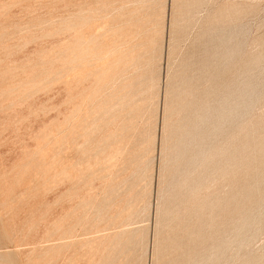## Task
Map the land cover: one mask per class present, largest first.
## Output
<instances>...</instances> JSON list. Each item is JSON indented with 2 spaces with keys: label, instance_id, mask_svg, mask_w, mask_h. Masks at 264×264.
Instances as JSON below:
<instances>
[{
  "label": "rangeland",
  "instance_id": "374dc122",
  "mask_svg": "<svg viewBox=\"0 0 264 264\" xmlns=\"http://www.w3.org/2000/svg\"><path fill=\"white\" fill-rule=\"evenodd\" d=\"M195 1L145 0L137 15V35L130 47L139 59L135 74L129 69L127 75L134 77L133 98L143 111L136 139L154 137L147 170L152 186L138 204L148 201L151 208L140 210L124 226L125 252L119 264H173L170 247L177 233L175 222L167 216L176 209L175 192L188 156V151L178 156L182 129L188 130L186 116L195 95L202 91L197 84L205 83L196 84L195 78L199 64H207L209 57L205 56V48L211 49L205 43L207 34L216 32V41L231 35L228 50L236 51L234 58L224 56L227 61L217 63L223 72L217 74L215 99L225 108L231 102L225 96L226 83L231 90H252L257 97L248 115L235 125V138L239 141L247 129L264 125V59L260 60L264 0ZM231 3L249 10L227 18L222 9ZM133 8L124 0H0V264L100 262L102 248L91 243L95 212L112 215L119 210L109 196L112 180L107 175L119 163L112 169L117 157L109 156L116 150L107 135L118 122L115 111L109 109L119 90L112 88V82L125 58L115 63L118 53L111 46L117 35L126 32L125 15ZM166 13L174 21L171 35L164 31L153 38L156 28L164 27ZM166 39L171 40L170 51ZM160 49L162 56L156 58ZM132 144L125 159L134 155ZM244 178L243 174L234 180L220 178L204 194L216 199L233 193L240 197ZM247 180L251 185L254 182L253 177ZM156 183L162 194L157 201L153 198ZM258 187L264 202V183ZM156 206L159 230L157 255L152 258ZM228 212L219 214L213 223L225 229V238L232 235L231 223L236 221ZM68 229L84 237L77 238L81 245L62 251L59 238ZM245 253L264 257V224L246 248L230 246L221 264H240Z\"/></svg>",
  "mask_w": 264,
  "mask_h": 264
},
{
  "label": "bare ground",
  "instance_id": "6f19581e",
  "mask_svg": "<svg viewBox=\"0 0 264 264\" xmlns=\"http://www.w3.org/2000/svg\"><path fill=\"white\" fill-rule=\"evenodd\" d=\"M124 1L134 8L125 15L126 24L129 25L126 32L117 35V41H114L116 44L111 46L114 47L112 52L118 53V58L114 60L115 63H119L123 56L125 59L123 68L120 67L117 71L116 81L112 82V88L118 86L119 90L109 112L115 111L114 118H117L118 122L114 124L111 135H107L111 140L110 145H114L116 150L112 157L109 156V159L117 157V162L114 161L111 165L112 169L119 163L118 168L107 175L112 180L109 196L112 203L116 204L117 208L119 207V210L112 215H107L106 211L103 212V210L95 212L92 228L95 236L91 243L95 241L98 247L102 248L101 260L98 259L100 262L96 264L120 263L125 252L122 244L124 226L140 210L149 212L151 208V203L148 201H144L141 206L138 204L145 198L146 189L152 186L151 179L147 178V170L152 163V158L148 157V149L154 142V137H150V139L147 136L142 140L136 139L138 134L137 120L142 117L143 111L141 107V109L138 107V104H135V98H133L134 77L131 78L132 76L127 75L129 69L133 70V74L137 70L136 64L139 58L138 56L133 57L134 50L130 46H132L137 35L135 23H137L139 9L145 0ZM206 1L201 0V4ZM195 3L200 4L199 0H196ZM248 10L249 7L245 8L241 4L231 3L222 9V14L229 18ZM173 27V18H171L170 13L169 15L166 13L164 27L163 24L161 27L158 26L153 33V38L162 32L164 33V31L167 35H171L170 31ZM215 35L216 32L206 35L205 43L211 45V49L206 50L207 48H205V56L209 57L206 60L207 64H199L197 68L199 75L195 78L196 84L200 80L205 83L204 85L197 84V86H201L202 91H198L195 95L196 99L192 111L186 116L189 125L188 130L185 132L182 129L183 135L178 156L180 158V155L183 156L182 154L186 151H188V156L184 161V175L175 192V199L177 197L179 199L176 203V209L172 211L171 216H167L175 222L174 228L177 233L176 241L170 247V252L174 257L172 259L173 264H221L222 257L230 246H236L237 249L246 248L264 224V202L260 200L262 195L261 189L258 187L259 184L264 183V125L259 128L247 129L239 141L233 134L235 125L242 117L248 115L249 109L257 101V97L252 90H231V85L226 83L223 86L226 90L225 96L230 97L231 102L225 108L221 100L215 99L217 74L219 71L220 73L223 72L221 69L218 70L217 63L227 61L224 56L234 58L236 53V51L228 50L227 45L232 38L231 35L223 37L224 40L218 39L217 41ZM214 39L215 41H213ZM211 40L212 43H210ZM167 44L170 51L172 45L170 39H166ZM126 46L130 48L124 51L123 48ZM220 48L223 51L217 50ZM161 56L162 51L160 49L156 58ZM263 59L264 53L260 54V60L263 61ZM166 67L168 69L167 65ZM225 68L226 66H223V69ZM127 80H129L128 83H126ZM154 82L155 80L152 78L150 80L152 89L155 87ZM212 102L214 107H211ZM164 121L165 118L163 117L161 119V141L165 133ZM118 128H120V133L113 134ZM132 141L131 149L133 148L134 155L132 158L125 159L124 155ZM140 145H144V147L142 150L138 148V151L136 147ZM241 174L246 178H244V185L239 192L240 197L233 193L226 199H216L214 196L209 197L204 194L205 192L208 193L209 186L215 184L216 181L218 183L220 178L234 180ZM250 177L254 178L252 185L247 180ZM156 187L154 184V188ZM158 187L153 192V198L156 201L162 195ZM226 212L233 213L236 216V221L232 220L231 223L232 235L225 238V229H217L213 223L219 214ZM154 215L153 232L155 240L153 247L151 245L152 250L149 254L152 258H156L157 255L158 206L155 207ZM112 229H118V231L107 234V231ZM72 230L63 231L62 235L64 236L59 238L61 243L58 248L60 250H67L77 243L81 245L77 238L84 237V235L76 236ZM84 245L86 244L83 243L82 246ZM240 264H264V257L256 258L245 253Z\"/></svg>",
  "mask_w": 264,
  "mask_h": 264
}]
</instances>
